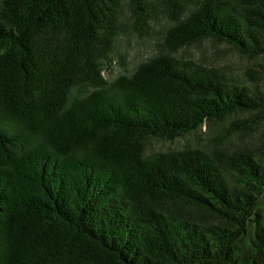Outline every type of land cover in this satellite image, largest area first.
Returning <instances> with one entry per match:
<instances>
[{
    "label": "trees",
    "instance_id": "obj_1",
    "mask_svg": "<svg viewBox=\"0 0 264 264\" xmlns=\"http://www.w3.org/2000/svg\"><path fill=\"white\" fill-rule=\"evenodd\" d=\"M130 9L0 0V264H264V0Z\"/></svg>",
    "mask_w": 264,
    "mask_h": 264
},
{
    "label": "rangeland",
    "instance_id": "obj_2",
    "mask_svg": "<svg viewBox=\"0 0 264 264\" xmlns=\"http://www.w3.org/2000/svg\"><path fill=\"white\" fill-rule=\"evenodd\" d=\"M130 3L131 0H124V10L130 15ZM129 22V21H127ZM163 24L154 27V31L149 34H143L138 36L135 31L129 30L126 35L121 36L117 41L116 53L111 63V68L104 72L105 79L113 80L119 73L123 72L121 62L118 58L124 57L125 68L128 73H132L135 68L155 50L157 44L161 40ZM178 55L184 58H190L195 61H214L220 63L223 58L220 55H216L215 50L211 49L207 43L199 46L190 47L187 50L181 51Z\"/></svg>",
    "mask_w": 264,
    "mask_h": 264
}]
</instances>
